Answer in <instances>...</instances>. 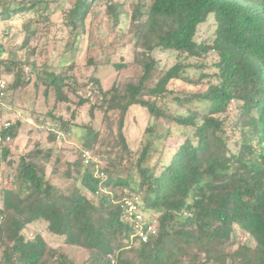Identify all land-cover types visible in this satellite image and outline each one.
<instances>
[{
    "label": "trees",
    "instance_id": "1",
    "mask_svg": "<svg viewBox=\"0 0 264 264\" xmlns=\"http://www.w3.org/2000/svg\"><path fill=\"white\" fill-rule=\"evenodd\" d=\"M96 1L75 0L66 14L77 41ZM120 8L115 2L108 6L115 25ZM49 9L47 0H0V21L25 13L45 17ZM210 16L217 24L215 37L198 42V28ZM32 23L25 25L17 48L0 41V78H11L0 117L33 86L46 102L54 100L46 118L37 120L53 123L48 138L53 146L35 142L14 158L10 145L22 122L0 129V136L12 138L0 144V166L13 169L0 188V264H76L42 235L25 236L36 222L46 223L66 245L84 249L85 264H264V0H152L147 7L139 2L130 23L133 63L115 65L117 71L137 67L139 75L108 89L96 70L85 81L74 64L39 66L31 48ZM157 50L175 52L176 63L160 70ZM212 55L211 73L186 74L204 69ZM87 65L95 67V59ZM84 107L91 122L84 126L83 155L104 147L133 153L125 133L128 115L134 107L148 112L126 177L96 169L103 154L86 165L82 158L66 161L57 153L56 131L67 134L79 126ZM98 113L108 126L103 140L92 124ZM49 170L78 184L62 191ZM133 198L157 222V235L147 243L135 236L124 206Z\"/></svg>",
    "mask_w": 264,
    "mask_h": 264
},
{
    "label": "rangeland",
    "instance_id": "2",
    "mask_svg": "<svg viewBox=\"0 0 264 264\" xmlns=\"http://www.w3.org/2000/svg\"><path fill=\"white\" fill-rule=\"evenodd\" d=\"M47 1L50 9L46 12L45 17L37 18L33 13H25L6 22L0 21V41L6 42L7 46L17 48L24 40L25 25L32 20V27L36 34L31 41V48L35 49L34 59L39 66L45 62L55 66L61 63L65 65L74 64L76 74L85 81L93 70H96V76L100 78L105 89L110 88L117 81L121 82L138 77L137 67L131 66L128 69L117 71L115 65L126 64V62L133 63L134 39L130 31L132 12L139 2L147 7L152 3V0H97L87 16L84 31L79 41L75 39V34L66 24V14L75 0ZM114 2L121 6L122 15L119 25L114 24L112 16L108 12V6ZM46 17L48 19H45ZM216 27L214 16H210L204 24L199 26L196 40L198 42L212 41L215 37ZM153 56L157 60V67L160 70H167L176 63V53L172 51L157 50ZM89 58L95 59V67H88ZM213 61L212 55L207 60L204 69H189L186 74L191 78H196L204 71L211 73L214 70ZM6 80L11 81V78L7 77ZM173 86L181 88L179 82H175ZM187 88L190 89L188 86L183 87L185 91H188ZM15 104L13 109H3L4 115L0 117V129L7 121L14 123L20 120L22 122L19 137L10 145L14 154L13 157L31 150L35 142H39L44 147L53 146L48 139L53 123L48 118L44 123L45 125H40L37 121L39 118L42 120L40 116L45 117L46 113L53 107V98L50 97L46 102L42 92L36 94L34 87L30 86L21 93L19 98H16ZM78 117L80 118V125H73L70 133L56 131L57 141L54 145L57 148V153L62 152L58 154H61L66 161L84 159V126L91 122L89 108H82ZM112 120L115 121L113 128L116 131L117 118L112 115ZM148 121V112L144 108L134 107L128 115L125 126L128 144L133 153H124L119 148L112 149L110 147H104L99 152L90 151L93 158L92 162L97 161L95 156L103 154L102 160L97 157L100 161L96 162L95 168L104 170L106 175L126 177L131 169L134 152L140 146V140ZM92 124L94 128L100 130L101 140L108 136L107 122L103 121L101 113L97 114ZM170 144L177 145L175 141H171ZM50 173L49 170V175H51ZM12 175L13 169L3 163L0 166V188L7 185V179ZM50 177L52 183L62 191L70 192L78 184L58 175H51ZM1 205L2 200L0 198ZM37 234L42 235L52 247L66 253L76 264H85L89 258V254L84 249L68 246L64 243L63 238L51 234L44 222H36L25 231L27 238H33ZM245 241L249 245H254L251 239L245 238Z\"/></svg>",
    "mask_w": 264,
    "mask_h": 264
},
{
    "label": "built area",
    "instance_id": "3",
    "mask_svg": "<svg viewBox=\"0 0 264 264\" xmlns=\"http://www.w3.org/2000/svg\"><path fill=\"white\" fill-rule=\"evenodd\" d=\"M7 87L8 81L5 78H0V101L5 96ZM11 124L12 123L10 121H7L4 124V128H9ZM11 142L12 138L10 136H0V144H9ZM84 159L86 165L91 163L92 155L89 151L84 152ZM96 176H98V173L96 174ZM105 176L106 175L104 173L100 174V177L104 178ZM124 206L134 223L136 237H138L142 242L147 243L150 240L151 236L157 235L156 220L150 218V216L146 215L143 212L138 204V198L126 199L124 201ZM112 264H116L114 260H112Z\"/></svg>",
    "mask_w": 264,
    "mask_h": 264
}]
</instances>
